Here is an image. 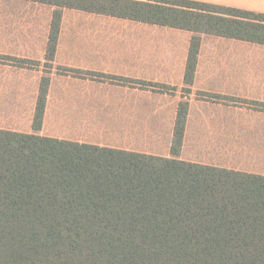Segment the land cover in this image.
<instances>
[{"label":"trees","instance_id":"16d2710c","mask_svg":"<svg viewBox=\"0 0 264 264\" xmlns=\"http://www.w3.org/2000/svg\"><path fill=\"white\" fill-rule=\"evenodd\" d=\"M264 45V16L181 0H24ZM49 81L33 117L39 130ZM219 98V96H217ZM189 104L179 101L170 157L0 129V264H264V176L178 158Z\"/></svg>","mask_w":264,"mask_h":264},{"label":"crops","instance_id":"0c3cea01","mask_svg":"<svg viewBox=\"0 0 264 264\" xmlns=\"http://www.w3.org/2000/svg\"><path fill=\"white\" fill-rule=\"evenodd\" d=\"M181 1L264 16V0ZM56 10L0 0V129L170 157L183 100L189 108L179 159L264 176V45L200 35L194 81L186 86L191 32L62 9L57 46L47 56ZM160 55L181 56L182 64L160 63ZM204 56L227 57L230 66L220 73L216 64L203 66ZM42 78L49 85L36 131ZM67 81L74 82L70 93ZM174 97L170 112L154 106ZM144 103L150 106L142 112Z\"/></svg>","mask_w":264,"mask_h":264},{"label":"rangeland","instance_id":"374dc122","mask_svg":"<svg viewBox=\"0 0 264 264\" xmlns=\"http://www.w3.org/2000/svg\"><path fill=\"white\" fill-rule=\"evenodd\" d=\"M154 58H157L160 61V63H167L168 62V63H171V64H175L176 67H178L180 65V63H181V61L183 59V57L177 56V55L174 56V57H170V56L166 57L165 55H160V56L154 57ZM224 63H226V64L224 65ZM228 63H229V60H228L227 57H208V56H204L202 58V64H203V66L210 65V64L211 65L216 64V68L219 67L220 73H224L225 72L224 71V69H225L224 67H229L230 66ZM146 85L147 84H145L144 86H146ZM150 85H149V87H150ZM66 89H67V92L68 93H70L71 90H74V82L72 83L70 81H67L66 82ZM173 89H175V90H173ZM169 90L172 91V93H173V91H175V92L177 91L178 94L181 91V89L179 87H172V88L169 87ZM173 95H175V94H172V96ZM176 97H178V96L176 95ZM177 99L178 98H175V97L172 98V99L171 98H169V99H160L158 101V103L155 104L154 106L155 107H159L160 110H162V111H165V112L166 111H169L170 112L171 109H173L174 106L177 104L176 103L177 102ZM100 106H104L103 107V110L104 111L108 107L107 105H100ZM148 106H150L148 103H144L142 105L141 111L144 112L148 108ZM64 108H71V106L70 105H64ZM152 122L154 123V120H152ZM190 138L191 139H194V137H190ZM159 145L162 146L161 144H159Z\"/></svg>","mask_w":264,"mask_h":264}]
</instances>
